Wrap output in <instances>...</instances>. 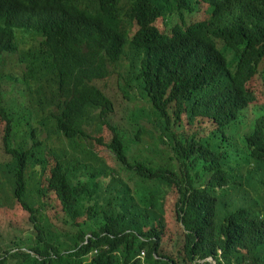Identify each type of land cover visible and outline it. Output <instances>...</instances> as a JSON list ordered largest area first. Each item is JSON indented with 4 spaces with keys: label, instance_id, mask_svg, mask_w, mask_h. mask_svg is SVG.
Instances as JSON below:
<instances>
[{
    "label": "trees",
    "instance_id": "16d2710c",
    "mask_svg": "<svg viewBox=\"0 0 264 264\" xmlns=\"http://www.w3.org/2000/svg\"><path fill=\"white\" fill-rule=\"evenodd\" d=\"M257 76L264 0H0V264H264Z\"/></svg>",
    "mask_w": 264,
    "mask_h": 264
},
{
    "label": "rangeland",
    "instance_id": "374dc122",
    "mask_svg": "<svg viewBox=\"0 0 264 264\" xmlns=\"http://www.w3.org/2000/svg\"><path fill=\"white\" fill-rule=\"evenodd\" d=\"M25 45L27 46V47H30V46H32V44L30 43V42H28V40H25ZM106 83V85L108 86L107 88H106V90L108 91V94L109 95H113V96H115V95H117V85H116V79L115 78H111L110 80H108V81H106L105 82ZM43 87V91L42 90H40L39 89V87ZM48 86V83H47V81H42V82H40V83H38V84H36V85H34L32 88H31V90H30V92H28L27 91V93H26V100L28 101L29 99H30V95H31V97L32 98H34V104H35V106H36V108L38 109V110H40V111H42V110H45L46 109V105H45V103H47V100H46V102L45 103H42V104H39L38 103V101H37V96L39 95V94H41L42 92H44L45 90H46V87ZM248 90H250V96H253L254 98H256V102L259 104H261V105H264V86L262 85V82H261V79H260V77H255L250 83H249V85H248ZM47 92V91H46ZM30 94V95H29ZM120 103V102H119ZM132 103V105H133V107H136V110L137 111H139V110H147L148 109V105L143 101V100H141L138 96L137 97H135L134 99H133V101L131 102ZM123 106V104H121L120 103V108ZM205 124H206V121L205 122H203V123H198V122H195L194 123V125H192V126H189V125H186V127H187V131L189 132V133H191L192 131H193V127H202V128H204L205 127ZM35 126H37V124L35 125ZM38 127V126H37ZM150 128V127H149ZM43 132H42V136H45L46 134H47V129L45 128V127H43ZM46 130V131H45ZM146 130V134H145V140L147 141V140H149V137L147 136L148 135V128H146L145 129ZM53 139L54 140H57V137L56 136H54L52 139H49V141L51 142V146H56V147H58V146H60L61 144L59 143V142H54L53 141ZM72 149H73V147H71ZM70 148V149H71ZM71 149V150H72ZM0 158H1V152H0ZM245 165V164H244ZM235 173H237V171H235L234 172V174ZM245 187H247L246 186V184H243V185H241V189H243V188H245ZM260 192V191H259ZM259 192H257V191H255L254 193H251V192H236V193H232L233 195L232 196H229V197H227L225 200H228V199H233V200H241V199H245L244 197H246V195H247V197L249 198V199H253V200H257V199H259L260 198V195L258 194ZM224 200V201H225ZM48 201L50 202V204H49V206L51 205V201L48 199ZM261 203H262V201H261ZM263 204H264V202H263ZM0 209L2 210V211H4L5 210V207L4 206H0ZM7 216L6 215H2V214H0V220H4L5 218H6ZM17 220V219H16ZM20 226H21V228L22 229H26L27 228V225L25 224V216H24V219L22 220V219H19V220H17L16 221ZM6 226V224L5 225H3V226H1L2 228L3 227H5ZM8 242H10L9 240H6L5 242H4V244H7Z\"/></svg>",
    "mask_w": 264,
    "mask_h": 264
},
{
    "label": "built area",
    "instance_id": "2783aa9c",
    "mask_svg": "<svg viewBox=\"0 0 264 264\" xmlns=\"http://www.w3.org/2000/svg\"><path fill=\"white\" fill-rule=\"evenodd\" d=\"M145 256V254L144 253H142V257H144ZM208 261H210V262H213V260L212 259H208ZM213 264H215V263H213Z\"/></svg>",
    "mask_w": 264,
    "mask_h": 264
}]
</instances>
